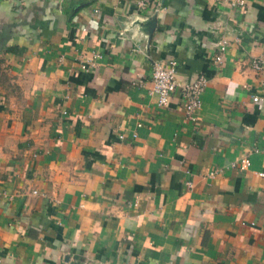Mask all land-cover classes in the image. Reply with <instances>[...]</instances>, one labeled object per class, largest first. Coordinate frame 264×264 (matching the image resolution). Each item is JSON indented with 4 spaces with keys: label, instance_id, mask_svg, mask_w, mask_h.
Instances as JSON below:
<instances>
[{
    "label": "crops",
    "instance_id": "1",
    "mask_svg": "<svg viewBox=\"0 0 264 264\" xmlns=\"http://www.w3.org/2000/svg\"><path fill=\"white\" fill-rule=\"evenodd\" d=\"M138 1L0 0V264H264V0Z\"/></svg>",
    "mask_w": 264,
    "mask_h": 264
},
{
    "label": "built area",
    "instance_id": "2",
    "mask_svg": "<svg viewBox=\"0 0 264 264\" xmlns=\"http://www.w3.org/2000/svg\"><path fill=\"white\" fill-rule=\"evenodd\" d=\"M15 2H22L23 0H13ZM221 3L231 9L243 8L246 5V0H220ZM139 6L145 5V3L140 0L138 1ZM229 39L227 37H222L217 43V53L215 55V62L221 64L223 61V53L225 52ZM100 54L96 53L88 60L81 63V68H89L94 65V59L100 58ZM177 62L175 59H168L167 61H157L153 64L151 72V90L156 95L158 104L164 105L167 103L169 98L173 93L180 87L182 96L184 99V111L188 119L194 120L196 117V111L200 108L201 101L200 95L203 92L208 79L205 75H198L193 81L189 83H179L176 80V66ZM252 67L260 71L262 69V59L259 57L253 58L251 60ZM258 97H253V100H257ZM122 137V136H121ZM250 165V160L248 157L242 158L238 167L240 169H245ZM214 173V172H213ZM212 174V172H211ZM264 176V173H259ZM36 193V191H33ZM136 264H146V263H136Z\"/></svg>",
    "mask_w": 264,
    "mask_h": 264
}]
</instances>
